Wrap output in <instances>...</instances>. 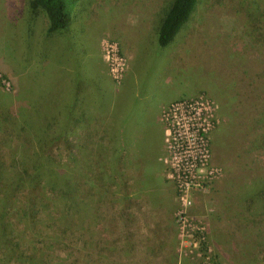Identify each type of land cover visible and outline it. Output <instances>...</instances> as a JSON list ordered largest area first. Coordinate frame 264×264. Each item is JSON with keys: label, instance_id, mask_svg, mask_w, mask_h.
I'll use <instances>...</instances> for the list:
<instances>
[{"label": "rangeland", "instance_id": "obj_1", "mask_svg": "<svg viewBox=\"0 0 264 264\" xmlns=\"http://www.w3.org/2000/svg\"><path fill=\"white\" fill-rule=\"evenodd\" d=\"M22 3L0 0V115L11 103L21 108L35 93L37 82L17 89L19 78L32 70L29 58L36 80L38 64L49 66L51 80L59 79L62 56L69 61L68 77L77 76L65 42L58 51L49 48L45 62L46 44L32 55L27 35L25 46L14 44V32L23 27L15 25ZM162 3L80 0L75 18L84 34L73 39L83 58L82 74L104 89L97 96L90 82L80 81L86 109L96 116L110 99L114 111L129 104L127 132L144 135L143 149L145 135L155 131L150 194L140 189L131 161H120L114 172L93 150L96 140L106 143L105 117L96 122L90 115L93 126L70 138L90 156L91 165L82 171L92 174L96 185L77 186L76 193L92 197L95 216L79 227L69 219L61 223L57 212L44 217L38 225L46 233L26 232L33 258L9 264H264V0H201L163 48L149 25ZM44 23L39 15L37 24ZM55 59L61 60L57 68L50 64ZM177 102L193 103L203 143L195 142L178 113L173 116ZM2 142L0 130V147ZM65 150L55 142L53 159L72 165ZM120 154L134 156L127 148ZM183 166L192 178L176 176Z\"/></svg>", "mask_w": 264, "mask_h": 264}, {"label": "trees", "instance_id": "obj_2", "mask_svg": "<svg viewBox=\"0 0 264 264\" xmlns=\"http://www.w3.org/2000/svg\"><path fill=\"white\" fill-rule=\"evenodd\" d=\"M23 1L15 24L18 28L23 22V27L22 31L18 29L14 32V44L19 46L23 41L25 46L27 35L30 39L28 53L31 55L46 44L45 62L50 54L49 48L58 51L63 48L65 42L64 51L68 52L73 63L71 69L77 76L74 80L71 72L68 77L69 72L66 70L68 59L62 56L64 66L62 69L59 67L61 72L59 79L54 77L51 80L49 77L54 73H51L49 66L38 64L36 80L34 67L31 66L29 58L28 64L32 70L19 78L17 89L20 92L22 85L37 82L35 93L26 98V103L22 97L25 105H21V108L19 104L11 103L9 109L0 115V130L3 133L0 147V261L4 259V264L32 256V253L29 254L26 250V243L29 241L26 232L46 233L43 230L44 226L38 225L44 217L51 218L52 213L57 212L61 223H65L64 219H69L73 226L79 227L89 224L95 216L97 205L92 197L79 198L76 193L77 186L87 185L88 188H92L96 185L93 175L86 170L82 171L85 166L91 165L90 156L88 158L89 153L84 152L82 143L78 144L76 140L75 144L70 138L81 128L93 126L90 123V115L96 122L97 117H105L103 131L106 134V143L96 140L93 150L99 152L101 160L114 172L117 171L120 161L128 163L131 161L132 170L140 182V189L147 194H150L149 190L152 188L149 169L154 163L157 150L154 145L156 139L152 140L155 131L145 135V149L141 143L144 135L138 136L137 132H127L132 120L131 114H128L131 110L129 104L128 108L114 111L110 99L105 108L95 113L96 116L86 109V95L80 81L90 82L89 85L92 84L97 96L100 91L104 93V89L96 84L94 78L91 80L89 73L82 74L83 58L81 55L78 58V52L74 50L73 39L77 40L76 35L84 34L83 24L78 23V19L75 18L80 0ZM200 1L163 0L149 22L159 47H166L173 41L180 28L188 24ZM25 8L26 11L28 8V14L25 13ZM39 15L45 18L44 25L40 27L37 24ZM154 39L152 37V43ZM31 40L34 41L32 44ZM75 47L78 50L76 44ZM38 56L39 63L42 57L40 54ZM54 61L50 62L54 68L60 66L58 63L61 60ZM96 72L98 74L97 70ZM11 113L17 115V118ZM4 114L7 116L4 117ZM55 142L64 146L74 161L72 165L53 159L55 156L52 153V146ZM123 148H127L128 152L132 151L134 154L132 159L120 154ZM256 207L258 209L259 205Z\"/></svg>", "mask_w": 264, "mask_h": 264}, {"label": "built area", "instance_id": "obj_3", "mask_svg": "<svg viewBox=\"0 0 264 264\" xmlns=\"http://www.w3.org/2000/svg\"><path fill=\"white\" fill-rule=\"evenodd\" d=\"M171 110H172L174 117H176L177 116L176 114L178 113L179 119H181L182 123L186 125V131H189L191 134H193V139L195 140V142L203 143L202 132L204 133V129H200L197 126L196 118H194L197 112L195 111L193 107V103L192 102H183V103L177 102L172 106ZM176 123L179 124L177 120H176ZM178 128H179V125H177L176 128H173V130L174 131L178 130ZM185 137L187 138V136ZM173 138L175 139V137ZM183 139L186 140L185 138ZM182 142L183 140L181 139L180 140L181 146L184 145L183 144L184 142L183 143ZM201 156L205 157L206 153L203 152ZM181 175H183V178H187V179L192 178L193 176L191 172H189L186 166H183L181 169L179 168V172L176 174V176L180 177ZM182 187L186 189L188 187V184L184 183Z\"/></svg>", "mask_w": 264, "mask_h": 264}]
</instances>
